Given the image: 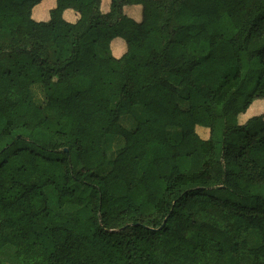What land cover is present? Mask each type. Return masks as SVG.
Returning <instances> with one entry per match:
<instances>
[{
  "label": "trees",
  "instance_id": "16d2710c",
  "mask_svg": "<svg viewBox=\"0 0 264 264\" xmlns=\"http://www.w3.org/2000/svg\"><path fill=\"white\" fill-rule=\"evenodd\" d=\"M42 1L0 0V264H264V0Z\"/></svg>",
  "mask_w": 264,
  "mask_h": 264
},
{
  "label": "crops",
  "instance_id": "0c3cea01",
  "mask_svg": "<svg viewBox=\"0 0 264 264\" xmlns=\"http://www.w3.org/2000/svg\"><path fill=\"white\" fill-rule=\"evenodd\" d=\"M43 3L39 6H37L34 11H33V18L38 21V22H47L50 20V15L49 18L47 19L48 13L51 12L53 9L56 8V0H43ZM110 5L111 1L110 0H103L102 1V11L104 13H108L110 11ZM127 7V6H126ZM125 14L134 19L136 22H141L142 21V9L140 6H130L127 8H124ZM64 19L69 22V23H76L79 20V15L77 12L73 10H67L64 13ZM111 49L112 53L115 58H121L123 57L126 52H127V46L125 41L122 39H115L111 43ZM262 102V105H258ZM261 108V109H258ZM264 114V100H256L248 113L244 116L241 117L242 122L247 121L250 117L253 116H258Z\"/></svg>",
  "mask_w": 264,
  "mask_h": 264
},
{
  "label": "rangeland",
  "instance_id": "374dc122",
  "mask_svg": "<svg viewBox=\"0 0 264 264\" xmlns=\"http://www.w3.org/2000/svg\"><path fill=\"white\" fill-rule=\"evenodd\" d=\"M42 3H43V2H42ZM42 3H41V4H42ZM41 4H40V5H41ZM127 7H130V6H127ZM127 7H125V8H127ZM49 15H50V12L48 13L47 19L49 18ZM118 39H121V38H118ZM122 40H123V39H122ZM123 41H124V40H123ZM220 53H221V55H223V56H228V57L231 55V52H229L228 49L222 50V51H220ZM262 91H263L262 88H260V87L257 86V85H254V86H251V87H246L245 90H244V92H245L247 95H248V94L255 93V92L261 94ZM38 97L41 98L40 95H39ZM258 105H262V102H260V104H257L256 107H257ZM258 109H261V108H258ZM198 133H199V135H200L202 138H204V139H207V138L210 136V132H209V130L204 129V128H199V129H198ZM32 240H33V237H32V236H25V237H23V243H24V244H28V243H30Z\"/></svg>",
  "mask_w": 264,
  "mask_h": 264
}]
</instances>
